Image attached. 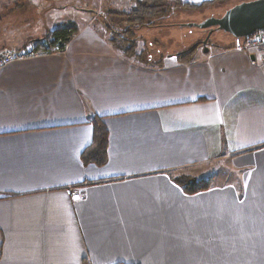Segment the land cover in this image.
<instances>
[{
  "label": "crops",
  "instance_id": "crops-1",
  "mask_svg": "<svg viewBox=\"0 0 264 264\" xmlns=\"http://www.w3.org/2000/svg\"><path fill=\"white\" fill-rule=\"evenodd\" d=\"M69 7L0 0V49L78 28L0 69V264H264V61L210 46L145 66ZM94 114L103 165L80 157ZM215 162L227 175L207 190L173 181Z\"/></svg>",
  "mask_w": 264,
  "mask_h": 264
},
{
  "label": "trees",
  "instance_id": "trees-1",
  "mask_svg": "<svg viewBox=\"0 0 264 264\" xmlns=\"http://www.w3.org/2000/svg\"><path fill=\"white\" fill-rule=\"evenodd\" d=\"M127 10L121 13V20L118 23L106 24L108 31L111 33L109 42L112 47L121 53L122 56L145 66L161 67L164 57L174 56L180 62H190L194 59L197 50L202 48L201 39L197 38V34L190 28L185 35L184 40H191L193 36L195 40L187 47L172 52H164V47H154L149 49L148 54L145 49H138L139 36H136L137 29L150 30L153 40L151 45L167 42L168 39L163 36V30H169L176 27V23H171L168 19L176 10H201L203 7H209L216 2H224L225 0H203L200 2H190L185 0H127ZM103 21H105L103 19ZM134 26V27H132ZM78 32L76 24L67 21L56 25L52 30L48 31L44 37V41L31 42L36 47L40 46L49 52L53 50L65 49L67 43L73 35ZM232 38V37H231ZM143 39V38H141ZM236 41L232 38L228 44L216 45L214 47L227 49L234 48ZM153 51V52H152ZM92 124L93 134L91 142L84 148L81 153L83 164L94 163L103 165L107 161L108 148V129L103 121V117L92 115L89 118ZM173 181L178 184L184 192L194 194L199 191L207 190L211 187L212 177L203 180H196L192 176L179 173L173 175ZM83 264H89L87 259L83 260ZM121 264V263H118Z\"/></svg>",
  "mask_w": 264,
  "mask_h": 264
},
{
  "label": "rangeland",
  "instance_id": "rangeland-1",
  "mask_svg": "<svg viewBox=\"0 0 264 264\" xmlns=\"http://www.w3.org/2000/svg\"><path fill=\"white\" fill-rule=\"evenodd\" d=\"M241 1L245 0H225L224 2H216L209 7H203V9L201 10H176L168 20L172 21L171 23H176L177 26L169 30H163V36L168 39L167 42L164 41L159 44L155 43L151 45L150 43L153 40V36L151 35L150 30L141 28L140 30L137 29L136 33L137 37L139 36V38H143H140V41L138 42V49L143 48L145 49V51L147 50L146 52L148 54H150V48L154 47L155 49H157L158 47L162 46L164 47V52H172L187 47L192 41L195 40L194 38L196 37L203 40L206 36L207 31L192 27L197 36H193L191 40L185 41V35L190 31L191 28L186 24L190 22H200L211 15L221 16L226 9ZM112 3L114 4V6L111 5ZM69 6V10L63 11L61 13L62 15H68L69 12V15L71 16H82L83 18H87L94 14V21L96 26L98 27V30L101 32L103 31L110 39L111 33L108 31L106 24L118 23L122 19L120 15L122 12L128 9V1L69 0ZM82 10H84L86 13H84ZM103 19L105 21H103ZM222 34L224 33L220 31L213 33L210 37V44H212L213 46L228 44L230 39H232L231 36L224 34V36L222 37ZM199 50H202V48H200ZM191 170V174H189L190 172L186 171H178L176 174L185 173L192 176L196 180L208 179L210 177L213 178V175L216 174L218 175L216 181H219L222 177H225V174L227 175L226 167H224L221 162H215L212 165L198 166L195 169Z\"/></svg>",
  "mask_w": 264,
  "mask_h": 264
},
{
  "label": "water",
  "instance_id": "water-1",
  "mask_svg": "<svg viewBox=\"0 0 264 264\" xmlns=\"http://www.w3.org/2000/svg\"><path fill=\"white\" fill-rule=\"evenodd\" d=\"M186 25L207 31L201 46L202 51L208 53L209 47L213 46L210 44V37L215 32H223L239 41L264 31V0L241 1L226 9L221 16L211 15L200 22H190ZM253 56L251 54L250 57Z\"/></svg>",
  "mask_w": 264,
  "mask_h": 264
},
{
  "label": "built area",
  "instance_id": "built-area-1",
  "mask_svg": "<svg viewBox=\"0 0 264 264\" xmlns=\"http://www.w3.org/2000/svg\"><path fill=\"white\" fill-rule=\"evenodd\" d=\"M235 48L259 56L260 60L264 61V31L236 41ZM47 52L49 51L42 49L40 46L36 47L34 44H29L18 49L1 48L0 69L15 60L31 58ZM67 192L72 200H78L80 198V192L74 187H68Z\"/></svg>",
  "mask_w": 264,
  "mask_h": 264
},
{
  "label": "flooded vegetation",
  "instance_id": "flooded-vegetation-1",
  "mask_svg": "<svg viewBox=\"0 0 264 264\" xmlns=\"http://www.w3.org/2000/svg\"><path fill=\"white\" fill-rule=\"evenodd\" d=\"M224 36V34H222V37Z\"/></svg>",
  "mask_w": 264,
  "mask_h": 264
}]
</instances>
